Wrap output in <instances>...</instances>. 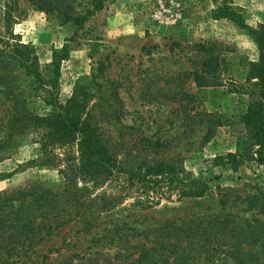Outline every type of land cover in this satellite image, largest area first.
<instances>
[{
    "label": "rangeland",
    "instance_id": "rangeland-1",
    "mask_svg": "<svg viewBox=\"0 0 264 264\" xmlns=\"http://www.w3.org/2000/svg\"><path fill=\"white\" fill-rule=\"evenodd\" d=\"M4 2L0 0V13ZM17 5L24 8L23 13H14L12 31L34 48L40 75L52 80L60 101L70 96L75 82L83 81L81 84L88 86L90 113L99 119L100 132L119 157L124 158L129 149L127 160L134 161L140 136L158 139L163 144L158 152L142 151L140 155L175 164L179 179L203 182L201 196L181 197L174 183L165 178L158 183L159 189L152 185L156 193H148L151 207L137 210L135 201L141 190L127 184L121 190L124 180L120 173L91 190V196L102 191L125 194L102 218L100 226H107L111 219L123 222L122 227L142 228L155 225L161 218H189L203 211L263 219V213L247 201L264 192V173L254 160L239 155L236 143L244 132L239 116L248 101L247 71L257 60V49L246 28L221 15L217 8H231L245 24L254 25L264 23V0H105L79 26L60 23L34 6H23L22 0H17ZM207 56L217 57L216 67L211 59L208 68L200 67L198 60ZM193 71L203 74L207 81L197 83ZM111 81L120 108L110 93ZM9 104L0 94V195L30 185L60 190L57 168L72 160L58 166L37 163L42 135L34 129L3 142ZM33 104L31 101L29 106ZM207 128L209 136L205 138ZM47 150L61 160L76 155L74 142L48 145ZM227 153L233 156L227 157ZM76 185L81 186V182ZM72 225L34 244L17 264H57L75 251L78 256H73L70 264L80 261L82 252L78 250L84 249V243L60 247L64 233L65 238L73 235L76 227ZM217 242L219 248L224 246V240ZM243 249L250 254L245 255V262H253L250 259L256 256L254 264L264 263V226L260 239L253 245H243ZM102 251L112 254V249ZM174 263L185 262L167 261ZM195 264L236 263L215 259Z\"/></svg>",
    "mask_w": 264,
    "mask_h": 264
},
{
    "label": "trees",
    "instance_id": "trees-1",
    "mask_svg": "<svg viewBox=\"0 0 264 264\" xmlns=\"http://www.w3.org/2000/svg\"><path fill=\"white\" fill-rule=\"evenodd\" d=\"M22 1L25 3L23 6H34L38 11L54 16L60 23L72 22L79 26L100 9L105 0ZM23 8L17 5V0H13V4L5 0L0 13V94L3 100L10 103L5 114L7 119L3 142L28 129H34L42 135L41 156L37 163L58 166L69 158L72 161L57 168L61 179L58 191L30 185L4 191L0 195V264H17L31 252L34 244L69 223L76 229L70 237L65 238L66 233L61 236L60 247H76L77 243H84V249L78 250L82 252L80 261L74 264H98V261L100 264H167L170 259L173 262H185L182 264L211 262L215 259H230L236 264L256 263V256L250 259L253 262H245V255L249 253L243 249V245H253L261 237L264 226L263 191L260 197L253 196L247 201L251 207L263 213V219H248L229 212L203 211L189 218H161L155 225L142 228L122 227L123 222L119 224L117 220L111 219L107 226H100L102 218L121 202L125 194L119 192L115 196L102 191L91 196V190L120 173L124 180L121 190L126 189L124 184L141 190L135 201L137 210L151 207L148 193L154 191L152 185L159 189L161 186L158 183L165 178L174 183L173 188L177 189L181 197L201 196L203 182L179 179L176 174L180 171L175 164L162 159H146L140 155L142 151L158 152L163 145L158 139L140 136V144L134 149L138 151L134 161L127 160L131 154L129 149L125 150L124 158L119 157L100 132L97 124L99 119L90 113V107L87 106L88 86L81 84L83 81L75 82L70 96L60 101L52 80L40 75L34 48L22 42L12 31L14 13H23ZM217 11L244 26L257 49V60L250 63L247 71L250 85L248 101L239 116L244 132L236 143L239 145V155L254 160L264 173V23L245 24L231 8H217ZM199 47L204 48L202 45ZM208 59L217 66V57L207 56L198 60L202 69L208 68ZM51 63L56 72L57 63L54 59ZM192 73L197 83L207 81L203 74ZM109 88L117 108H120L112 81ZM31 101L34 106H29ZM209 129L205 132V138L209 136ZM71 142L76 146L75 156L65 155L61 160L50 150L46 151L48 145L62 146ZM226 156L233 154L227 153ZM25 167L26 164L20 168ZM78 181L81 182L79 187L76 185ZM222 203L219 201V204ZM91 206L93 209H90ZM221 239L225 243L219 248L221 244L217 240ZM231 239L233 242L229 243ZM104 248L112 249V254L107 251L103 253ZM75 252L69 253L57 264H70L72 257L78 256ZM127 260L130 262L127 263Z\"/></svg>",
    "mask_w": 264,
    "mask_h": 264
}]
</instances>
